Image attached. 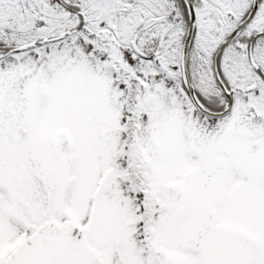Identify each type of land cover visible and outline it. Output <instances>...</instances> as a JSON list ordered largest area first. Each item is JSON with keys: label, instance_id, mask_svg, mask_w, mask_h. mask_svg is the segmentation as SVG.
<instances>
[{"label": "snow or ice", "instance_id": "obj_1", "mask_svg": "<svg viewBox=\"0 0 264 264\" xmlns=\"http://www.w3.org/2000/svg\"><path fill=\"white\" fill-rule=\"evenodd\" d=\"M0 264H264V0H0Z\"/></svg>", "mask_w": 264, "mask_h": 264}]
</instances>
